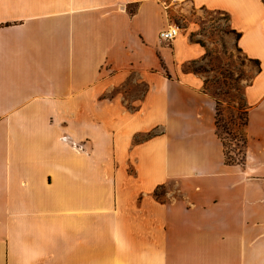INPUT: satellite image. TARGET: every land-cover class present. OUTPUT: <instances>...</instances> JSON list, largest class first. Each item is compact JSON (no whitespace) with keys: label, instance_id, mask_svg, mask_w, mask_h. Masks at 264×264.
I'll return each instance as SVG.
<instances>
[{"label":"crops","instance_id":"crops-1","mask_svg":"<svg viewBox=\"0 0 264 264\" xmlns=\"http://www.w3.org/2000/svg\"><path fill=\"white\" fill-rule=\"evenodd\" d=\"M172 5L258 63L237 164L186 70L207 48L159 39ZM0 264H264L263 0H0Z\"/></svg>","mask_w":264,"mask_h":264},{"label":"rangeland","instance_id":"rangeland-1","mask_svg":"<svg viewBox=\"0 0 264 264\" xmlns=\"http://www.w3.org/2000/svg\"><path fill=\"white\" fill-rule=\"evenodd\" d=\"M264 2V0H263ZM169 23L180 29V35L188 36L207 48L203 60L190 64L186 70L202 74L205 89L216 102L217 134L224 144L226 161L233 163L242 160L244 147L245 101L244 89L257 72V64L245 59L235 45V35L230 34L228 18L219 12L196 9L191 5H172L168 14ZM231 37V38H229ZM146 87L139 82L129 81L113 94H120L126 108L133 111ZM109 96H112L111 94ZM152 136H141L137 142ZM174 185L157 189V200Z\"/></svg>","mask_w":264,"mask_h":264},{"label":"built area","instance_id":"built-area-1","mask_svg":"<svg viewBox=\"0 0 264 264\" xmlns=\"http://www.w3.org/2000/svg\"><path fill=\"white\" fill-rule=\"evenodd\" d=\"M179 33V27L173 24L159 33V39L164 43H170L179 36Z\"/></svg>","mask_w":264,"mask_h":264},{"label":"trees","instance_id":"trees-1","mask_svg":"<svg viewBox=\"0 0 264 264\" xmlns=\"http://www.w3.org/2000/svg\"><path fill=\"white\" fill-rule=\"evenodd\" d=\"M236 37L238 38L239 37V35H236ZM197 43H199V42H197ZM201 46H204L203 44H201V43H199ZM256 64H258V63H256ZM191 72H193V71H191ZM194 73H196V72H194ZM199 74V73H198ZM204 83H205V81H204ZM216 103V102H215ZM245 119H244V124H243V127L245 128V126H246V123H247V113H246V108H245ZM216 114H217V110H216V104H215V125H216V129L218 128L217 127V117H216ZM243 135H244V133H243ZM244 142H245V139H244ZM223 143V142H222ZM244 145H245V143H244ZM223 148H224V144H223ZM225 163H227V164H237V163H239V161H235V162H233V163H229V162H227L226 161V155H225Z\"/></svg>","mask_w":264,"mask_h":264}]
</instances>
